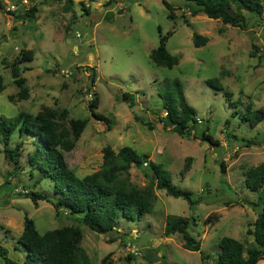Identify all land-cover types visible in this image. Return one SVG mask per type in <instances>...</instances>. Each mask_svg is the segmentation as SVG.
<instances>
[{
	"label": "rangeland",
	"instance_id": "374dc122",
	"mask_svg": "<svg viewBox=\"0 0 264 264\" xmlns=\"http://www.w3.org/2000/svg\"><path fill=\"white\" fill-rule=\"evenodd\" d=\"M166 1L173 10L163 0H73L69 8L66 0H31L36 8L32 19L0 11V115H35L43 107L65 109L68 117L87 119L74 148L65 154L78 177L101 166L106 146L116 152L126 145L162 164L176 186L201 200L190 206L181 197L156 190L150 213L139 220L120 219L117 231L96 233L67 211L44 200L35 205L26 197L31 191L51 193L52 185L35 170L29 174L34 137L14 135L9 141L11 148L18 149L14 160L5 159L0 142V247L7 250V260L22 263L25 257L16 243L24 212L40 233L78 226L83 235L80 244L93 264L105 257L110 264H215L221 237L245 245L251 242L246 232L263 205L250 204L258 201L260 192L245 187L244 173L264 162V144L246 145V141L264 137V120L251 127L242 117L248 104L253 110L264 107V0L261 15L243 11L246 29L203 13L192 16L186 0ZM194 32L208 37L207 43L194 46ZM159 35H167V50L179 56L171 68L150 59ZM22 50L33 51L31 61L17 63L27 87L24 98L18 97L12 74ZM251 51L255 56H250ZM214 77L222 90L206 83ZM175 78L200 120L196 138L181 137L159 121L165 114L159 82ZM94 96L97 111L109 118V126L91 115L88 105ZM202 131L217 143L202 139ZM187 157L190 168L181 175ZM130 172L134 184L147 182L139 169L132 167ZM213 212L219 219L206 224L204 219ZM170 214L196 219L188 231L199 240L200 251L185 249L178 233L163 235ZM128 242L139 249V255L129 253ZM0 264H5L1 256Z\"/></svg>",
	"mask_w": 264,
	"mask_h": 264
},
{
	"label": "trees",
	"instance_id": "16d2710c",
	"mask_svg": "<svg viewBox=\"0 0 264 264\" xmlns=\"http://www.w3.org/2000/svg\"><path fill=\"white\" fill-rule=\"evenodd\" d=\"M66 7L73 0H66ZM186 6L192 16L199 13L208 18L220 20L223 24L246 29V18L243 11L261 15L263 0H186ZM164 5L173 10V7L163 0ZM0 8L3 9L0 1ZM85 12L88 10L84 8ZM36 11L31 7L22 13H11L16 18L32 19ZM173 17V14L170 15ZM187 22V21H186ZM159 44L152 49L149 56L157 66L171 68L179 61V56L171 54L165 41L167 35H159ZM208 37L198 33L192 34L193 45L198 47L206 44ZM21 58L13 62L12 74L14 83L18 86V97L27 95L25 78L20 76L17 63L33 59L32 50H22ZM250 56H255L251 51ZM93 86L95 73L90 74ZM158 95L161 100V109L165 113L159 121L164 128L171 129L181 137L196 138L195 127L198 119L195 118V109L187 102L183 84L177 78L164 79L159 82ZM206 83L215 90H222L219 78L206 80ZM225 95L230 96L227 92ZM129 94H125L127 98ZM132 105V102L130 103ZM98 98L94 96L88 105L91 115L109 126L107 116L97 111ZM251 127L264 120V107L252 109L251 104L246 106L242 117ZM150 128V123H146ZM87 125V119L68 117L65 109L60 112L50 107H43L35 115L20 112L16 116L6 117L0 115V142L3 143L4 157L14 160L16 151L9 146L10 139L16 135L20 138L32 135L36 140L35 150L28 157L27 164L37 172L40 179L48 180L52 185L51 193L47 191H31L28 197L35 205L38 200L49 202L55 209L67 211L76 216L90 230L107 234L117 231L120 219L126 221L139 220L150 213L156 199V190L163 189L172 197H181L192 206L198 204L200 198H194L193 192L187 188L176 186L170 173L162 164L150 161L148 155H139L132 147L122 146L116 152L106 146L103 149L101 166L83 177H78L75 170L66 161V152L71 151L82 131ZM200 137L217 143L209 134L202 131ZM22 140V139H21ZM246 145L264 144L261 139H250ZM190 157L186 158L181 175L190 168ZM16 162V160H15ZM139 169L146 179L143 186L134 184L131 180V168ZM221 170L224 164L221 162ZM245 187L252 192H260L257 202L250 204L253 208L263 205L258 211L247 234L252 240L245 245L242 241L229 236H223L218 241L219 252L215 264H256L264 259V162L248 168L245 173ZM219 219V214L213 212L206 216L204 222L213 224ZM196 225L194 217L181 215H167L163 225V235L170 236L178 233L182 238V246L190 251H200V242L188 229ZM82 231L78 226H63L40 233L34 221L23 214V230L17 237L16 243L25 253L22 263L9 261L6 258L7 250L0 247V256L5 259V264H93L81 246ZM17 249V246H16ZM204 258L205 256H201ZM131 260V255L127 256ZM100 264H110L103 258Z\"/></svg>",
	"mask_w": 264,
	"mask_h": 264
},
{
	"label": "built area",
	"instance_id": "2783aa9c",
	"mask_svg": "<svg viewBox=\"0 0 264 264\" xmlns=\"http://www.w3.org/2000/svg\"><path fill=\"white\" fill-rule=\"evenodd\" d=\"M1 5L3 6L2 10H7L11 13H22L28 10L31 7V0H0ZM198 121H200L198 119ZM128 251L130 254L137 256L140 254L139 249L130 242L127 243Z\"/></svg>",
	"mask_w": 264,
	"mask_h": 264
},
{
	"label": "crops",
	"instance_id": "0c3cea01",
	"mask_svg": "<svg viewBox=\"0 0 264 264\" xmlns=\"http://www.w3.org/2000/svg\"><path fill=\"white\" fill-rule=\"evenodd\" d=\"M256 264H264V259L259 260Z\"/></svg>",
	"mask_w": 264,
	"mask_h": 264
},
{
	"label": "water",
	"instance_id": "95a60500",
	"mask_svg": "<svg viewBox=\"0 0 264 264\" xmlns=\"http://www.w3.org/2000/svg\"><path fill=\"white\" fill-rule=\"evenodd\" d=\"M2 9L0 8V11H1ZM163 261H164V259H163Z\"/></svg>",
	"mask_w": 264,
	"mask_h": 264
}]
</instances>
